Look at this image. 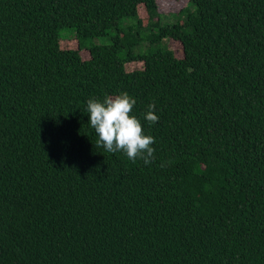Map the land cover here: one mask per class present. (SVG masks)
Segmentation results:
<instances>
[{"label":"trees","instance_id":"obj_1","mask_svg":"<svg viewBox=\"0 0 264 264\" xmlns=\"http://www.w3.org/2000/svg\"><path fill=\"white\" fill-rule=\"evenodd\" d=\"M123 92L150 164L95 147ZM0 264H264V0H0Z\"/></svg>","mask_w":264,"mask_h":264},{"label":"clouds","instance_id":"obj_2","mask_svg":"<svg viewBox=\"0 0 264 264\" xmlns=\"http://www.w3.org/2000/svg\"><path fill=\"white\" fill-rule=\"evenodd\" d=\"M136 100L127 92L106 95L104 99L90 98L87 101L89 125L95 130L98 140L95 147H103L109 153L123 152L135 162L137 158L150 164L154 159V137L143 132L136 116H130ZM155 104H150L144 118L150 123L158 122ZM163 166V165H162Z\"/></svg>","mask_w":264,"mask_h":264},{"label":"rangeland","instance_id":"obj_3","mask_svg":"<svg viewBox=\"0 0 264 264\" xmlns=\"http://www.w3.org/2000/svg\"><path fill=\"white\" fill-rule=\"evenodd\" d=\"M188 0H161V7L162 10L164 12H170V11H178L180 10L187 2ZM175 15V14H173ZM140 16L142 17V19L144 20V22H146L148 20V14L147 11L142 7L140 10ZM168 16L169 18H167L169 21H174V17L171 16V14L168 15H163V18ZM127 21V20H126ZM131 21V20H128ZM71 29H63L61 31V36L62 39H66L67 37H71L68 34L71 33ZM105 42H109V37H96V38H91L88 40L89 44L92 43H105ZM166 43L175 50L176 54L178 56H183V46L181 44V42L176 41L174 39H167ZM64 47H76L77 43L75 42L74 39L72 40H68L65 41L63 43ZM82 55L83 57L87 58L89 56L88 51L87 50H82ZM144 64L142 61H134L131 63H128L127 68L128 70H135V69H141L143 68Z\"/></svg>","mask_w":264,"mask_h":264}]
</instances>
